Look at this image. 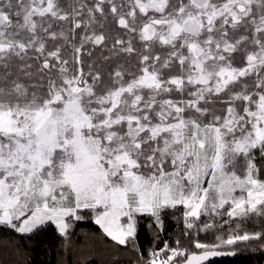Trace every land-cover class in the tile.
<instances>
[{
    "label": "trees",
    "instance_id": "1",
    "mask_svg": "<svg viewBox=\"0 0 264 264\" xmlns=\"http://www.w3.org/2000/svg\"><path fill=\"white\" fill-rule=\"evenodd\" d=\"M228 1L207 0V4L221 6ZM36 3L0 0V14L6 18L0 23V41L10 46L0 54V110H36L53 99L54 91L61 93L76 84L87 90L80 106L98 126L112 106V94L133 85L145 71L155 76L158 86L136 85L123 90L110 117L133 116L141 124L155 125L165 117L168 102L178 106V117L200 127H218L230 119H245L246 109L253 111L259 96L264 99V0H250L248 12L237 22L226 13L214 18L212 24L202 19L197 33L182 32L168 43L160 38L168 23H182L199 12L193 0H166L162 11L145 12L139 10L136 0H51V7L44 12L33 10ZM154 21H162L156 24L158 34L142 39L140 30ZM191 44L204 49L206 58L201 64L205 71L254 67L217 93L207 90L201 94V86L188 80L195 73L191 67L194 57L188 50ZM172 78L181 79L180 85ZM125 124L123 120L98 133L92 128L91 134L103 141L109 133L111 139L122 141ZM168 137L169 133H163L140 142L137 156L147 164L151 158L155 165L150 169L154 168L155 174L162 166L168 167L170 149L164 147ZM3 139L0 134V141ZM247 158L254 164L256 178L264 181L263 145L255 146ZM247 158L233 157L232 170L238 172ZM184 213L181 207L162 208L160 226L150 215H136L133 237L124 244L106 236L88 210L79 211L76 220L69 219L63 234L51 222L26 234L0 223V264H145L152 252L164 245L184 252L176 257V263L189 253L200 252L196 243L233 255L208 264H264V205L233 217L223 211L201 215L196 221L187 217V225ZM202 221L211 226L202 229ZM228 235L248 237L225 246Z\"/></svg>",
    "mask_w": 264,
    "mask_h": 264
},
{
    "label": "rangeland",
    "instance_id": "2",
    "mask_svg": "<svg viewBox=\"0 0 264 264\" xmlns=\"http://www.w3.org/2000/svg\"><path fill=\"white\" fill-rule=\"evenodd\" d=\"M36 2L34 11L44 12L51 7V0ZM165 2L136 0L143 12L147 9L162 11ZM249 2L230 0L221 6H209L207 0H193L199 12L182 23L164 22L168 27L161 41L168 43L182 32L197 33L202 19L212 24L214 18L225 13L231 21L237 22L248 12ZM5 21V16L0 14V23ZM159 23L162 21L144 25L139 32L141 38L155 37ZM9 48L0 41V54ZM188 50L194 57L191 67L195 72L188 80L201 86V94L207 90L217 93L244 70L254 67L205 71L201 64L206 58L204 49L191 44ZM171 81L178 86L181 83V79ZM158 84L155 76L145 71L133 85L114 92L106 119L98 126L93 125L90 115L80 106L82 94L87 90L76 84L61 93L54 91L53 99L36 110H0V134L4 138L0 141V223L26 234L51 222L63 234L69 219L76 220L79 211L88 210L106 236L124 244L133 237L136 215H150L160 226L159 214L164 207H181L185 211L184 225H187V217L196 221L210 212L223 211L233 217L261 209L264 181L256 178L254 164L247 156L255 146L264 147L263 97L259 96L253 111L246 109L245 119H230L218 127H200L180 118L178 106L168 102L165 117L151 126L141 124L133 116H109L123 90L129 91L136 85L157 87ZM191 103L195 104V100ZM123 120L127 132L122 141L111 139L113 134L106 133L103 142L91 134L92 128L98 133L101 128H111ZM247 124L249 129H246ZM163 133H169L164 147L170 149L171 158L166 162L168 169L162 166L155 174L154 168L150 169L151 164L155 165L153 160L150 158L148 164L143 163L137 155L142 140ZM236 155L247 158L238 172L232 170V159ZM210 226L203 223L202 229ZM247 237L228 235L223 244L232 245ZM195 245L199 251L215 249L202 243ZM183 255L181 249L164 245L162 250L152 252L146 263L171 264Z\"/></svg>",
    "mask_w": 264,
    "mask_h": 264
},
{
    "label": "water",
    "instance_id": "3",
    "mask_svg": "<svg viewBox=\"0 0 264 264\" xmlns=\"http://www.w3.org/2000/svg\"><path fill=\"white\" fill-rule=\"evenodd\" d=\"M231 257H233L231 252L225 250H200V252L189 253L184 260L173 264H208L216 260Z\"/></svg>",
    "mask_w": 264,
    "mask_h": 264
}]
</instances>
